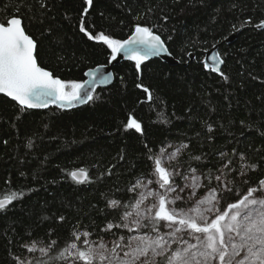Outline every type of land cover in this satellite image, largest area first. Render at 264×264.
<instances>
[{
  "label": "trees",
  "instance_id": "1",
  "mask_svg": "<svg viewBox=\"0 0 264 264\" xmlns=\"http://www.w3.org/2000/svg\"><path fill=\"white\" fill-rule=\"evenodd\" d=\"M17 5L0 0V17H11ZM85 7L84 0H48L46 12L34 7L24 22L38 62L61 79L84 81L89 69L109 64L107 45L80 30ZM83 20L93 35L116 39H127L138 23L152 27L180 64L154 59L137 72L134 61L123 62L110 87L71 111H22L0 95V198L23 193L0 210V264H17L32 240L63 247L79 231L115 237V229L101 231L121 214L107 201L133 200L131 184L142 174L151 178L149 156L168 143L187 145L177 161L181 174L195 168L215 177L235 169L228 174L234 197L244 192L242 181L256 186L264 179V29L255 27L264 20V0H93ZM235 32L234 42L220 48L224 80L205 68L204 52ZM130 117L142 131L125 128ZM250 164L257 167L241 177ZM81 168L88 180L78 183L70 173ZM216 186L213 179L210 187Z\"/></svg>",
  "mask_w": 264,
  "mask_h": 264
},
{
  "label": "snow or ice",
  "instance_id": "2",
  "mask_svg": "<svg viewBox=\"0 0 264 264\" xmlns=\"http://www.w3.org/2000/svg\"><path fill=\"white\" fill-rule=\"evenodd\" d=\"M84 3L80 30L89 39L107 45L111 50L109 63L123 53L135 62L139 72L150 57L168 52L161 35L152 27L139 23L127 39L113 38L104 31L93 35L85 28L83 20L92 8L93 0H84ZM37 6L41 13L46 12L48 0H18L11 17H0V93L17 102L22 111L47 107L49 103H59L64 108L77 101L93 100L97 86L109 83L113 73L102 71L106 65H99V71L89 69L86 73L92 78L89 82L61 79L41 67L37 60V42L26 32L24 23ZM22 8L26 11H21ZM244 23L251 24L252 21L249 18ZM255 27L264 29V20ZM171 39V36L167 37V40ZM223 63L219 54L205 59L206 67L228 80L219 67ZM137 87L142 88L151 100V92L143 84H137ZM125 128L142 131L141 123L133 117L129 118ZM208 130H212L210 126ZM168 147L172 146L162 147L158 154L149 156L153 164L151 179L143 174L135 179L128 189L135 193L133 200L127 204L117 199L107 201L109 208L121 213L118 222H109L101 229L103 232L117 230L114 239L109 242L102 238L89 239L94 233L85 230L74 232L63 247L56 240H32L23 247L29 252H39L46 259L21 260L16 257L17 264H264V179L256 186L242 181L246 185L244 192L232 196L234 189L230 184L233 181L228 180V174L235 169L229 168V161L224 165L229 168V173L221 171L215 177L198 174L191 168L181 177L184 181L181 186L175 180L180 172L168 165L187 145L176 147L174 152H168ZM240 157L244 159L243 154ZM193 159L199 161L201 157L194 156ZM256 167V164L244 165L238 174L243 177L247 170ZM70 175L78 183L88 180L83 168ZM213 179L217 182L216 187H210ZM201 189L206 190L203 195H198ZM22 195L11 192L0 198V210ZM229 199L232 202H228ZM59 219L63 221L64 217ZM120 229L127 230L128 235L118 234Z\"/></svg>",
  "mask_w": 264,
  "mask_h": 264
},
{
  "label": "water",
  "instance_id": "3",
  "mask_svg": "<svg viewBox=\"0 0 264 264\" xmlns=\"http://www.w3.org/2000/svg\"><path fill=\"white\" fill-rule=\"evenodd\" d=\"M261 30H262V29H261ZM237 33H238V32H235V33L231 34L228 38H226L224 41H222V42H220V43H218V44H215V45H214L215 47H211V48L207 49V50L204 52V59H203V64H204V66H205V59H206V57H208L209 55L219 54V57H220L221 59H223V58L221 57V54H220V48H221V46H222L224 43H232V42H234V40H235L236 37H237ZM161 38H162V37H161ZM162 39H163V38H162ZM167 48H168V47H167ZM169 53H170V51H169V48H168V52H167V53H161L159 56H153V57H150L147 61H149V60H154V59H158V60H162V61H164V62H166V63H168V64H170V65H178V64H180V61L177 60V59H176L171 53H170V54H169ZM189 57H190V60L193 61L194 58H195V53H193V54H192L191 56H189ZM127 61H132V60H130V59H129L126 55H124L123 53H121V55L117 58L116 61H112V62H110L109 64H106V67H105L104 69H102V71H104V72L111 71V72L113 73V79H112L109 83H107V84L97 86L96 90L99 89V88H108V87H110V86L114 83V81H115L114 68H115L117 65H119V64H121V63H123V62H127ZM38 63H39V62H38ZM223 64H224V63H223ZM223 64L219 65L221 71H222ZM40 66H41V65H40ZM41 67H42V66H41ZM205 68H206L207 70H211L213 73H216V74L220 75L218 72L212 70V68H210V67H206V66H205ZM93 69H98V71L100 70V69L98 68V66H97L96 68H93ZM87 72H88V71H87ZM91 79H92V78L86 74V78H85V80H88L89 82H91ZM86 87H87V86H86ZM96 90H95V92H96ZM95 92H94V93H95ZM94 93H93V95H94ZM0 95H4V96H6V95L3 94V93H0ZM6 97H7V96H6ZM8 98L11 99L10 97H8ZM11 100H12V99H11ZM16 103H17V102H16ZM89 103H90V101H86V102H79V101H77V102H74L71 106H69V107H64V108L60 107V106H59V103H49L47 107L36 108V109H31V110H45V109H49V108H52V107H56V108L61 109V110L71 111V110H74V109H77V108H80V107L86 106V105L89 104ZM17 104H18V103H17ZM18 105H19V104H18Z\"/></svg>",
  "mask_w": 264,
  "mask_h": 264
},
{
  "label": "rangeland",
  "instance_id": "4",
  "mask_svg": "<svg viewBox=\"0 0 264 264\" xmlns=\"http://www.w3.org/2000/svg\"><path fill=\"white\" fill-rule=\"evenodd\" d=\"M168 145H171L172 147H168L167 148V150H168V152H174L175 151V148L176 147H179V146H181V145H176V144H173V143H168V144H166L164 147H167ZM186 150V148H182V150H181V152L175 157V159H173L171 162H170V164L168 165L170 168H173V169H176L178 172H180V174H181V171H180V168H177V161H178V158L181 156V154L184 152ZM159 153V152H158ZM158 153H156V154H158ZM155 154V155H156ZM189 173V170L188 171H186L184 174H181L180 176H177L176 178H175V180H176V183L177 184H180L181 186L183 185V183H184V181L181 179V177L182 176H184V175H187ZM197 173L198 174H201L200 172H198L197 171ZM151 179V178H150ZM204 184H205V182H204ZM206 185V184H205ZM206 189H201L200 190V192H198V195H203L204 194V191H205ZM121 230V232H119L118 234H123V235H128V233H127V230H125V229H120ZM115 237H113V238H102L105 242H109V241H111L112 239H114ZM89 239H94L93 237H90ZM99 239H101V238H95V240H99ZM27 256L25 257V258H20L21 260H33V258L35 257V258H42L41 257V254L39 253V252H36V253H33V252H29L28 250H27Z\"/></svg>",
  "mask_w": 264,
  "mask_h": 264
}]
</instances>
